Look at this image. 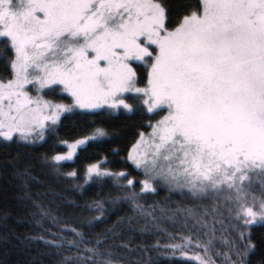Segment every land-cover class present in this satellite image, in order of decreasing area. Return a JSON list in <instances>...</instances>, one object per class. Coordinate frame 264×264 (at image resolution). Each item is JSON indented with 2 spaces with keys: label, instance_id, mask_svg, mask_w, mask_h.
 I'll return each instance as SVG.
<instances>
[{
  "label": "snow or ice",
  "instance_id": "6c2138e0",
  "mask_svg": "<svg viewBox=\"0 0 264 264\" xmlns=\"http://www.w3.org/2000/svg\"><path fill=\"white\" fill-rule=\"evenodd\" d=\"M0 56V141L54 137L42 164L79 180L80 169L65 167L109 132L87 121L61 137L63 118L146 114L150 131L127 154L142 178L97 158L83 168L84 183L111 180L119 190L113 202L127 201L152 221L140 196L155 192L158 180L211 200L168 210L188 231L170 233L163 254L176 264H247L251 229L264 226V193L252 191L255 178L264 182V0H0ZM35 206L57 230L32 239L54 248L58 264H139L115 254L112 228L91 237L86 225ZM88 208L97 213L90 227L104 206L96 200ZM149 227L145 220L141 231ZM129 243L119 247L131 252Z\"/></svg>",
  "mask_w": 264,
  "mask_h": 264
},
{
  "label": "trees",
  "instance_id": "16d2710c",
  "mask_svg": "<svg viewBox=\"0 0 264 264\" xmlns=\"http://www.w3.org/2000/svg\"><path fill=\"white\" fill-rule=\"evenodd\" d=\"M168 2L175 6L185 0ZM5 68L4 58L0 56V74L4 73ZM87 121H94V126L106 128L109 136L88 147L80 153L75 163L65 167V171L80 169L79 180L57 176L42 164L41 154L52 146L54 137L28 145L0 141V264H58L62 259L54 248L45 245L43 241L32 239L40 234L47 237L49 231L57 230L56 225L39 214L35 203L48 208L70 224L86 225L84 230L91 237L112 228L115 235L110 234L108 243L118 256L136 259L139 264H176L163 254V245L168 242L170 233L185 234L188 228L185 227L182 216L169 219L171 213L168 210L210 206L211 200H192L179 191L170 189L163 180H158L155 192L140 196V203L146 210L154 213L155 221L151 217L140 216L127 201L114 203L111 198L119 190L113 182L84 183L82 170L88 162L106 158L108 167L114 171L126 170L138 182L142 174L127 160V154L139 133L150 131L146 127L147 115L121 112L110 119H102L69 114L58 125L57 134L61 137L76 135ZM76 184L84 186L76 188ZM136 190L139 191V186ZM96 200L103 203L104 216L88 227V221L97 215L89 210L88 204ZM129 217L132 218L131 225L127 223ZM120 218H124L123 224L118 223ZM145 220L149 221L150 227L147 231H141ZM188 225L191 226L190 220ZM251 239L255 248L249 253L247 264H264V226L253 227ZM122 242H130L129 247L133 250L129 252L119 247ZM215 245L223 247L220 240H216Z\"/></svg>",
  "mask_w": 264,
  "mask_h": 264
},
{
  "label": "rangeland",
  "instance_id": "374dc122",
  "mask_svg": "<svg viewBox=\"0 0 264 264\" xmlns=\"http://www.w3.org/2000/svg\"><path fill=\"white\" fill-rule=\"evenodd\" d=\"M252 191L256 196H260L262 193H264V182H262L259 177L253 180Z\"/></svg>",
  "mask_w": 264,
  "mask_h": 264
}]
</instances>
